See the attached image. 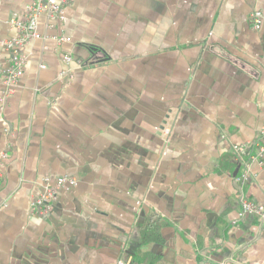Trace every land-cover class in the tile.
Segmentation results:
<instances>
[{
  "label": "crops",
  "instance_id": "crops-1",
  "mask_svg": "<svg viewBox=\"0 0 264 264\" xmlns=\"http://www.w3.org/2000/svg\"><path fill=\"white\" fill-rule=\"evenodd\" d=\"M32 2L0 0L1 39ZM62 15L39 17L5 100L0 75V264H264L236 181L246 159L264 203V0H70ZM46 176L75 183L35 216Z\"/></svg>",
  "mask_w": 264,
  "mask_h": 264
},
{
  "label": "built area",
  "instance_id": "built-area-1",
  "mask_svg": "<svg viewBox=\"0 0 264 264\" xmlns=\"http://www.w3.org/2000/svg\"><path fill=\"white\" fill-rule=\"evenodd\" d=\"M70 0H33L28 9L23 13L22 17H15L11 23L16 28L18 34L10 39H1L0 45L4 46L8 52L9 57L5 66L0 68L1 82L3 85L2 99L9 98L14 93L16 85L19 83L21 77L25 72L26 56L23 53V48L28 41L41 38V34L38 31V19L41 15H45L49 20L63 19L62 9L69 3ZM262 14L257 11L251 16V20L254 27H259L261 24ZM59 44H63L70 41V38L65 35H60L57 38ZM62 60L65 67H68L74 62V58L68 51H63ZM78 63L82 64L80 60ZM67 73L62 72V75ZM264 133V128H263ZM233 149L237 156L240 158L251 157L252 146L250 143L235 144ZM257 155H264V143L258 144ZM7 157V153L4 154ZM246 171L236 177V181L241 185L239 191V199L241 203V210L239 215L242 217H255L259 220L260 233L264 236V203L255 202L249 199L243 189L245 181L249 177V163L244 161ZM1 179V174H0ZM75 183L74 179L57 176L52 178L46 176L44 178V190L43 192L32 199L30 203V212L35 216L43 217L50 212L51 202L57 195L60 189L68 190ZM116 264H127L125 261H118Z\"/></svg>",
  "mask_w": 264,
  "mask_h": 264
}]
</instances>
